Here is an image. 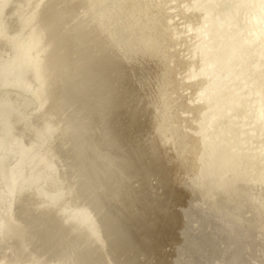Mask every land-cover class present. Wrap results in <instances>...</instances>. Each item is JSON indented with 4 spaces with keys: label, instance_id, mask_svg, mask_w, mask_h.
<instances>
[{
    "label": "rangeland",
    "instance_id": "374dc122",
    "mask_svg": "<svg viewBox=\"0 0 264 264\" xmlns=\"http://www.w3.org/2000/svg\"><path fill=\"white\" fill-rule=\"evenodd\" d=\"M33 1L30 6L27 5L23 9H21L20 0H10L6 5L5 14L8 15L11 30H15L20 22V20L15 21L13 16L20 14V9L25 14L29 13L30 8L34 6ZM92 1L41 0L37 7L39 24L47 26V36L57 34L55 44L48 48L46 60L48 62L51 59L56 60L55 63L60 67L65 80L51 87L52 94L46 103L39 105L38 101L34 100V105H28L27 110L31 113V118L35 123L29 124L22 120L23 123L16 125V132L27 134L23 137L25 142H32L30 140L37 138L38 155H45L48 161L54 159L53 174L50 169L44 168L43 171L38 169L46 174L48 180L42 174L43 177H40V180L27 184L23 194H17L14 197L11 216L15 224L14 227L11 224L12 229L9 231L6 228L0 233V264L11 261L14 264L25 262L42 264H264V94L263 97L259 94L264 92V82L261 86L263 89L261 87L258 89V86L251 83L250 76L244 78V75L237 72L232 73L236 79H229L230 76L227 75L225 76L227 80L221 81V89H224V93L231 91V94H242L243 91L245 92L244 89L252 91L247 99L244 96L243 104L237 106L234 111L228 115L219 116L218 123L219 126L227 127L228 125L234 132L233 134L238 136L229 140L226 147L236 152L237 157L244 159L245 165H242L238 171H246L253 179L251 178L247 184L243 185L240 180H237L238 176H234L231 172L229 173L231 176L228 175V178L222 180L220 184L215 183L210 176L204 178V175H208L209 164L204 159H201L202 162L195 161L194 166L190 162V164L181 162L177 159V150L173 146L168 147L161 143L157 125L161 124L158 115L162 103L159 102L164 100V96L160 95L161 91H158L162 81L160 79L171 74L178 83V91L175 92L178 99L172 96L173 102L175 99L178 101L174 102L176 105L174 103L171 105L180 106L179 110L183 107L181 113L175 112L176 116L184 117L185 120L188 116L191 118L187 119L188 122L185 120L182 123L179 122V128L183 132L192 133L194 138L198 136L199 131L204 133L203 129L200 128L199 131L197 129L199 124L196 114L203 111L207 104L198 94V87L202 81L198 80L199 83L189 86L190 78L187 69L188 63L192 61L189 48L191 49L190 45L193 47L195 31L191 27L193 23L190 26L187 20V17L191 15L188 14L190 10L186 5L193 0H183L179 4L183 17L175 9L174 2L170 1L168 2L172 4L157 0L161 5L151 10L157 14L160 9V13L166 16L164 18L167 25L176 27L175 30L177 29L181 38L180 44L178 40L160 43L161 49L167 57H170L169 60L171 59L173 64L170 65L168 71L158 62L145 57L150 51L142 44L135 49L136 45L133 41V44L131 43L133 35L128 32L127 28L123 30L126 34L121 35L116 32L127 20L125 17L129 11L127 2L107 0L104 6L105 13L101 18V14L97 12L98 8L92 5ZM222 1L228 2L230 9L228 31L233 43L239 47V54L233 62L234 67L238 70L242 61L245 60L253 67V70L258 68L264 73V23L258 21L254 13L256 6L263 0ZM17 9L18 13H16ZM13 10L16 12H12ZM107 14L109 16L106 17ZM176 14L178 17L175 16ZM245 14L250 18L246 17L243 20ZM172 16H175V19ZM170 20L176 23L170 24ZM255 27V31H251ZM186 36L192 39L189 38V41ZM3 38L0 36V47L4 46ZM174 48L181 51L177 52ZM70 58L73 60L71 61ZM183 58L184 60L187 58L186 61ZM179 59L182 60L179 61ZM111 63L115 65L111 66ZM239 75L243 80L238 77ZM248 79H250L249 82ZM181 82H186V84ZM226 82H231V84ZM80 83L84 84L86 90L81 95L80 106H76L75 100L69 99L68 94L73 89V85H80ZM127 85L130 86L128 89ZM153 85L159 87L154 88ZM215 88L213 95L220 97L219 94L222 92L219 88ZM6 91L19 94V90L11 85L0 87L1 94ZM254 91L261 92L255 93ZM19 95L29 98L31 94L21 92ZM131 95L137 99L134 100L135 103L132 97L128 98ZM65 98L69 100L63 107L61 104ZM195 104H199L197 105L199 108L195 107ZM171 105L170 109L175 108L173 105L171 108ZM155 107L159 112L154 110ZM86 108L88 111L85 110ZM184 109L186 111H183ZM239 109L243 112L242 115L239 114ZM47 117H51L50 119L58 122L59 125L57 129L49 133L40 134L38 130L43 128L42 119ZM25 127L28 130L24 131ZM35 131L36 138L31 133ZM127 132H129L128 136ZM202 133L200 132V135ZM200 135L202 139L205 134ZM240 136L243 138L241 139ZM199 137L197 141L200 140ZM141 140H143L142 143ZM134 146H137L136 149ZM140 146L142 150H139ZM234 149L237 150L234 151ZM16 162L15 157H8L7 168L13 167L14 163L17 164ZM137 162L138 165H136ZM202 171L204 174L201 175ZM260 176L262 177L255 178ZM204 179H208V182ZM123 183L127 186L126 189L122 186ZM56 184L62 190L59 195H56L57 191L54 190ZM109 184H115L113 186L117 188L114 187V189ZM201 188L205 192L202 193ZM118 191H121V194ZM199 194H201L200 197ZM125 199H127L126 202ZM251 201L257 203L254 205ZM3 205L0 204V216L7 214L1 208ZM243 205L247 206L244 208ZM83 209L89 211L91 220L97 226L98 235H86L87 223L79 226L75 219L70 217L72 216L71 210ZM165 241L170 242L167 245ZM70 249H75L77 256H74L72 252L69 253ZM146 255H150L148 260Z\"/></svg>",
    "mask_w": 264,
    "mask_h": 264
},
{
    "label": "bare ground",
    "instance_id": "6f19581e",
    "mask_svg": "<svg viewBox=\"0 0 264 264\" xmlns=\"http://www.w3.org/2000/svg\"><path fill=\"white\" fill-rule=\"evenodd\" d=\"M31 1L32 0H22V1L20 0V2H21L20 4L22 6L21 9L27 7V5L30 6ZM106 1L107 0H93L91 2L92 5H95V8L96 7L98 8L97 12H98V14H101V18H102V14L105 13L104 6L107 3ZM123 1L127 2L126 5L129 6V11H128L127 15L125 16L127 18V20L125 18L126 21L123 23L121 29H117L116 32L121 34V35L126 34L125 32H123V30L125 28H127L128 32L129 33L131 32V35H133V37L131 39V43H132V41L134 42V44L136 45L135 49H138L137 46L142 44L147 50L150 51L147 53V55H145V57H147V59H149L151 61L154 60L155 62H158L161 66L167 68V71L170 70V65H173L171 63L172 61H170L171 60V59L169 60L170 57H167L166 53L163 52V50L161 49L162 45H160V43H162L163 41L164 42L168 41V40H172L174 42H176L178 40V42H179L181 38H180L179 33L177 32V29L175 30L176 27L173 28L172 26L169 27V25H167L168 23L165 22L166 19L164 18L166 16L163 15V13H160L161 12L160 9H158L157 14H155V12H152L151 10L154 9V7L159 8L158 6L161 5L160 1H163L165 4L168 1H170V2H174L173 4L175 5L174 6L175 9L178 12H180L179 4L183 0H160L159 2L157 0L156 1L155 0H123ZM9 2H10V0L0 1V36L4 37L3 38L4 46L0 47L1 48L0 49L1 50L0 51V87L6 86V85H11V86H13L19 90L18 91L19 94L21 92H28L31 95L29 98H25V97H22L23 94H21L22 95L21 96V95L17 94V92L14 93L12 91H6L5 93H2V94L0 93V204H4L3 206H1V208L5 211V213H7L5 215L0 216V233L5 231L4 229H6V228L8 229L7 231L12 229L10 227L11 224H12V227H14L15 222L13 221L12 216H11L12 201L14 200V197L17 194H19V195L23 194V191L26 190L28 183L37 182L38 179L40 180V177L41 178L43 177L42 174H44V173H41L40 171H38V169L43 171L44 168H47L48 170L49 169L52 170V174H53V166H54L53 160L54 159L48 161V158L45 155H38V153H37L36 131L31 132L35 136L36 139L30 140L32 142H25L26 140H24L23 137L26 136L27 134H24L23 132L19 134L18 131L16 132V125L20 122L23 123L22 120L26 121L29 124L35 123L34 120H32V118H31V115H30L31 113L27 110L28 105L29 106L34 105V100L38 101L39 105L46 103L52 94L51 93V87L54 84L63 82L65 80L63 78L64 74L61 73L62 71H61L60 67H58L55 63L56 60L51 59L49 62L46 60V54L49 50L48 48L50 47V45L55 44V41L57 40V34L55 33L52 36L48 37L46 34L47 26L43 25V24H39L40 20L38 19L37 7L40 5L41 0H34L33 1L34 6L30 8L29 13L25 14L20 9V14H15L13 16V19L15 21L20 20L19 25L15 30L10 29V27H12V26L9 24L10 22L7 18L8 15L5 14V11L7 8L6 5ZM99 3H100V5H97ZM168 4H172V3L168 2ZM183 5H185V4H183ZM183 5H180V6H183ZM222 5H225V6H222ZM186 6L189 8L190 12H192V13H190L187 9L188 14L191 15L190 17H187V20L190 22V26L193 23L191 27H193L192 29L195 31L194 32L195 33V37H194L195 40H193V44H192L193 47L189 44L191 47V49L189 48V50L191 51L190 52V58L192 59V61H190L188 63V68H187L188 74H189L188 76L190 78L189 86H194V85H196L195 83H199V81H202V82L204 81L203 84H202V82H201V84H199L200 86L198 87V89H199L198 94H199V97H201L202 100L204 99L205 103H207L206 104L207 107L204 105L205 108L203 111H200V112L198 111L199 112V114H198V113H196L197 112V110H196L195 113L197 114V117H198L197 120H198V124H199V125L196 124V126L198 125L197 129H198V131L203 129V132H204V133H202V131H199V134L197 137H199L200 132L202 134H205L206 137H205V135L202 137V139H200V137H199L200 140L197 141V137H195L196 138L195 139L193 137V135H191L192 133L190 134V132L187 133L186 131L183 132L179 128L178 123L179 122L182 123V121L185 119H184V117H182L183 118L182 119V118H180L181 116L180 117L176 116L175 112L176 111H179V112L182 111L183 107H181V110L178 109L180 106L175 107L176 104L174 102L178 101V100L175 99V101L173 102V100H174L173 97L177 94V93L175 94V92L178 91V87H177L178 83L175 82L176 80H175V78H173L171 76V74H168L167 77L160 79L162 81L160 82L161 83L160 88H158V91H161L160 95L164 96V100L162 99L159 102V103H162V104H160L161 107H159L160 112L156 109V107L154 108V110L156 109L157 112H159L158 118L161 119V121H160L161 124H157L159 126L158 127V134H160L159 138H160V141L163 145L168 146V147L173 146L177 150V154H176V156H178L177 159H179L183 163H185V162L189 163L190 162V163H192V166H194L195 161L196 162L197 161L202 162V160L204 159L205 162H207V164H209V166L207 167L208 168L207 169L208 175H204V178H205V176H206V178L208 176H210V177H212L213 180H215L214 181L215 183L220 184L222 182V180L228 178V175H230L229 173L231 172L234 176H236V177L238 176L237 180H240L241 184L244 185L245 183L247 184V182L250 181V179L252 178V176L249 175L246 171H242V170L240 172L238 171L242 167V165H245V161H244V159L242 160V158L240 156L237 157V155H235L236 152H232L230 149H228L226 147V143L229 142V140L234 139L235 137H238V136L233 134L234 132H232V130L230 129V127H228V125H226L227 127H225L224 125L219 126L218 120H220L219 116L228 115L230 112L234 111V109L237 106H239L240 104H243L242 100H243L244 96H246L245 99H247V96L249 97V94L251 95L252 91H250V90L246 91V89H244L245 88L244 87V88H241V89L245 90V92L243 91L242 94H235L234 92H232L234 94H231L230 93L231 91L228 93H224V89H221V84H222L221 81L223 82L224 80H227L225 78V76H227V75L230 76L229 79L235 78V76H233L232 73L237 72L240 75H244L243 76L244 78L246 76H250L251 77V83L254 86H258V89H260V87L262 86V82H264V73L261 72L260 69H258V68H257V70L256 69L253 70V67L251 65H249L248 63H246L245 60L242 61L241 65H240L241 67H239L238 70H236V68L234 67L233 62H235V59L239 54V52H238L239 47L237 45H235V43H233L231 36L229 34V31H228L229 30L228 28L230 26V25L228 26V22H229V14L228 13L230 11L228 2L224 3L222 0H193L189 3H187ZM16 11L13 10L12 12L18 13V9ZM183 13L185 14V12H183ZM254 13H255V17L257 18V20L262 21V23H264V0L259 5L256 6ZM177 15L178 14H176L175 16H177ZM180 15H181V12H180ZM192 15H194V16H192ZM105 16L107 17L109 15L107 14ZM175 16L174 17L172 16V18L175 19ZM181 17H183V16L181 15ZM246 17L247 16L245 14L243 17V20H245ZM247 18H250V17H247ZM251 18H252V15H251ZM84 20H86V18ZM250 22L252 23L253 21H251V19H250ZM172 23L173 22L171 21L170 24H172ZM175 23L176 22H174L173 24H175ZM185 26H186V23H185ZM190 26L188 28H190ZM181 28H182V26H181ZM192 29H190V30H192ZM255 29H256V27L254 29H252L251 31H255ZM190 32L192 33V31H189V33ZM194 33H192V34H194ZM187 36H188V34H187ZM189 38H191V37H187L188 40H189ZM127 39H129V38H127ZM183 41H186V40H183ZM183 41H182V43H183ZM187 43H189V42H187ZM179 44H180V42H179ZM168 46H170V45H168ZM181 48L183 49L185 47H181ZM174 49H176V48H174ZM175 51L178 52L181 50L176 49ZM5 52H7V53L5 54ZM182 52H180V53H182ZM108 55H106V56H108ZM61 57H63V55ZM109 57H110V55H109ZM102 58H103V56H102ZM70 59H71V61L73 60L72 58H70ZM70 59H69V63H70ZM186 59L184 60V58H183L184 61H186ZM104 60H106V59H104ZM181 60L179 59V61H181ZM99 61H102V60L99 59ZM173 61H174V59H173ZM104 63H106V62H104ZM113 65H115V64H113ZM113 65L111 63V66H113ZM105 66H107V65H105ZM186 67H187V65H186ZM178 68H179V66H178ZM178 68H177V70H178ZM104 69H105V67H104ZM106 69H108V68H106ZM109 69H111V68H109ZM166 75H167V73H166ZM240 75L238 77H240ZM200 77H203V78L200 79ZM186 78H185V80H188ZM183 79H184V77H183ZM241 79L243 80V78H241ZM157 80L159 81V79H157ZM249 80L250 79H248L247 81L249 82ZM181 83L184 85L186 84V82H184V83L181 82ZM229 83L231 84V82H228L227 84H229ZM223 84H225V83H223ZM250 84H249V87H250ZM73 86H74L73 89L68 94L69 99L75 100V105L80 106L81 95L83 94V91L86 90V88L84 87V84L82 85V83H80V85L75 84ZM237 86H235V87H237ZM128 87H130V86L127 85L126 88L128 89ZM153 87H154V85H153ZM157 87H159V86H157ZM183 87L185 88V86H183ZM215 87L219 88L220 92H222V94H219L220 97H218L217 94H216L217 95L216 97H215V95H213L214 94L213 90L216 89ZM225 87H226V85H225ZM228 88H229V86H228ZM252 88L253 87H251V89ZM261 88L263 89V87H261ZM150 89H153V88H150ZM180 90H181V86H180ZM229 90H230V88H229ZM232 90H233V88H232ZM238 90H235V91H238ZM155 91L157 93V90H155ZM132 92H134V91H132ZM135 92H137V91H135ZM216 92H218V90ZM257 92H261V91H257ZM257 92H255V93H257ZM190 93H191V91H190ZM194 93H195V91H194ZM136 94H134V95H136ZM180 94H181V92H180ZM183 94H185V93H183ZM259 94L261 97H263L264 92H261ZM132 95L128 96V98L132 97L133 102L135 103L136 101H134V100H137V99H135ZM137 96H135V97H137ZM175 98H177V97L175 96ZM69 99L68 98L63 99V103L61 102L62 103L61 105L63 107H65L67 105V102ZM184 100H185V98H184ZM188 100H190V99H188ZM158 101H157V103H158ZM186 101H185V104H186ZM250 101L253 102V100H250ZM250 101H249V103H251ZM150 103H152V102H150ZM171 103L175 104V105L172 104L175 108H172ZM57 104H59V103H57ZM125 104H127V103H125ZM179 104H181V103H179ZM90 105H89V107H90ZM150 105L151 104H149V106ZM170 105H171L172 109H176V110L174 111V110L170 109L169 108ZM177 105H178V103H177ZM197 105H199V104H197ZM197 105L195 104V107H197ZM136 106H138V105H136ZM201 106L202 105H200V107ZM246 106H247V104H246ZM184 107H186V106H184ZM242 107H241V110L243 109ZM248 107H250V106H248ZM252 107H253V104H252ZM160 108H162V110ZM197 108H199V107H197ZM254 108L256 109V106ZM190 109H192V108H190ZM190 109H188V110H190ZM85 110L88 111L87 108ZM129 110H127V111H129ZM136 110H134V111L137 112ZM171 110L173 112H171ZM192 110H191V112H193ZM183 111H186V110L184 109ZM238 111H237V113L243 114V112H241L240 109ZM179 112H177V113H179ZM137 113H136L135 117L137 116ZM139 114H140V112H139ZM196 114L194 117H196ZM252 114L254 115V112ZM256 114H257V112H256ZM256 114H255V117H256ZM143 115H145V114H143ZM183 115H185V114H183ZM151 116H152V114H151ZM156 117H155V119H156ZM50 118L51 117H49V118L47 117L46 119H42L43 124H41V125L43 126V128L42 129L40 128L38 130L40 134H43V133L46 134V133L51 132L54 129H57L59 123L53 122V120ZM188 118H190V117L188 116ZM229 118H227V119L229 120ZM155 119H153V120L155 121ZM187 119L185 121H187ZM239 119H237V120H239ZM242 120H244V119H242ZM195 121H196V119H195ZM144 123L146 125V122H144ZM190 124H187V125H190ZM241 124H236V125H241ZM152 125L154 126V124H152ZM193 126H195V124ZM234 128H236V127H234ZM149 129H150V127H149ZM152 129H153V127H152ZM26 130H28L27 127L24 128V131H26ZM194 130H196V128H194ZM196 131H194V132H196ZM128 133L129 132H127V136H128ZM146 133H148V132H146ZM202 134L200 136H202ZM28 136H30V135L28 134ZM241 136H243V135H241ZM242 138L243 137H241V139ZM142 142H143V140H141V143ZM243 143H244V141H243ZM253 146H255V144ZM136 147H135V149H136ZM230 147H232V146H230ZM138 148H139V150L140 149L142 150L141 146ZM236 150L234 149V151H236ZM129 151H131V150H129ZM132 152L134 153V151H132ZM49 153L51 154V152H49ZM237 153H239V152H237ZM245 153H247V152H245ZM253 153H255V152H253ZM137 156H138V154H137ZM8 157H15L17 164L15 165V163H14L13 167L11 166V167L7 168L9 165L7 163ZM129 157L131 158V156H129ZM130 158H129V160H133ZM250 159H252V158H250ZM131 162L133 163V161H131ZM41 165H43V166L41 167ZM136 165H138V162ZM203 165H204V163H203ZM123 170H124V168H123ZM203 170H205V169H203ZM199 171H200V168H199ZM115 173H117V172H115ZM202 174H204L203 171H202L201 175ZM44 175H45V178L48 180V177L46 176V174H44ZM157 176H159V175H157ZM261 177L262 176L255 177V178H261ZM153 179H154V177H153ZM125 180H127V178ZM156 180H157V178H156ZM206 180L205 181L208 182V179H206ZM117 181H118V179H117ZM127 181H125V182L127 183ZM154 181H155V179H154ZM158 181H156V182H158ZM259 181H261V180H259ZM113 182H111V183H113ZM121 182H122V180H121ZM202 182L204 183V181H202ZM215 183L212 182L213 185H216ZM57 184L54 186V190L57 191L56 195H59L62 190L59 189ZM113 185H115V184H113ZM113 185H110V186H112L114 188L115 186H113ZM204 185H207V184H204ZM234 185H236V184L234 183ZM122 186L124 188L125 187L127 188V186H124V183ZM130 186H132V185H130ZM201 186H202V183H201ZM208 186L212 187V185H208ZM217 186H220V185H217ZM211 187H208V188H211ZM115 188H117V187H115ZM203 188L206 189V186H204ZM215 188L218 189L217 187H215ZM201 190H203V189L201 188ZM124 191H123V193H124ZM211 191H213V190H211ZM203 192H205V191L203 190L202 193ZM124 194H126V193H124ZM132 195H133V193H132ZM200 196H201V194H199V197ZM247 196H249V195H247ZM125 197H123V198H125ZM220 197H222V196H220ZM142 198H143V196H142ZM197 198H198V195H197ZM247 198H249V197H247ZM247 198H244V199L247 200ZM251 198H253V197H251ZM126 200L127 199H125V202H126ZM253 201H256V199L255 200L253 199ZM253 201H251V202L253 203ZM119 203H120V201H119ZM123 203H124V201H123ZM258 203H259V201H258ZM124 204H127V203H124ZM260 205H259V208H260ZM245 206H247V205H243L244 208H245ZM126 207H128V205ZM150 209H152V208H150ZM238 209H240V208H238ZM71 211H72V216H70V217L75 219V221L77 222V225L80 226V225H84L85 223H87L88 226H87L86 231H85L86 235H95V236L98 235L99 232H98L97 226L91 220L89 211H87L85 209L78 210V211H76V210H71ZM215 211H216V209H215ZM230 211H232V210H230ZM260 211H262V210H260ZM151 212H152V210H151ZM263 214H264V211H263ZM152 215H153V213H152ZM130 221L133 222L132 220H130ZM198 234L200 235V233H198ZM202 235H204V234H202ZM158 236H159V234H158ZM155 237H157V236H155ZM159 238H161V237H159ZM168 243H167V245H168ZM209 244H208V246L210 247ZM153 245H154V243H153ZM212 245H213V243L211 242V246ZM151 247H152V245H151ZM153 248H151V249H153ZM70 252H72V254H74V256H77L75 249H73V250L70 249L69 253ZM152 254H153V252H152ZM149 256L150 255L147 256L148 257L147 260L149 259ZM6 264H14V262L11 261V262H8ZM24 264H42V263L25 262Z\"/></svg>",
    "mask_w": 264,
    "mask_h": 264
}]
</instances>
